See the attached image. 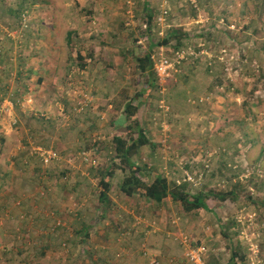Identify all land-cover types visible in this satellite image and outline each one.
I'll return each instance as SVG.
<instances>
[{"label":"rangeland","instance_id":"obj_1","mask_svg":"<svg viewBox=\"0 0 264 264\" xmlns=\"http://www.w3.org/2000/svg\"><path fill=\"white\" fill-rule=\"evenodd\" d=\"M105 1L0 0V167L12 171L11 192L0 189L8 206L0 211V227L3 244H14L8 252L0 249V264H100L105 258L109 264H192L186 259L190 246L205 249L204 264H228L234 250L244 255L234 264H264V0H196L197 6L150 0L156 14H167L146 30L141 0ZM172 29L190 35L176 46L163 43ZM73 31L87 44L69 46ZM147 31L148 39L138 44ZM149 45L151 51L168 48V58L173 48L194 53L162 91L153 70L135 68L136 48ZM122 47L128 58L118 65L102 59L111 60L112 49ZM23 60L33 71L18 78ZM78 60L92 68L77 70ZM192 63L198 64L191 78L185 73L191 74ZM205 64H211L214 85L206 81ZM185 77L192 85L206 81L203 101L194 103L199 91L185 87ZM141 90L147 100L137 103ZM129 98L155 143L137 157L150 179L158 174L169 186L209 194L204 208L185 211L170 197L159 204L128 197L119 189L120 170L110 179L108 198L98 199L97 173L111 156L110 145L101 147L123 131L125 123L116 117ZM38 147L56 158L42 162ZM185 171L192 181L174 182ZM236 188L234 199L212 195ZM24 227L20 238L14 235Z\"/></svg>","mask_w":264,"mask_h":264},{"label":"trees","instance_id":"obj_2","mask_svg":"<svg viewBox=\"0 0 264 264\" xmlns=\"http://www.w3.org/2000/svg\"><path fill=\"white\" fill-rule=\"evenodd\" d=\"M142 1V16L145 20L144 23L147 24V27H150V24L153 25V19L156 15V11L153 10L150 7V0H141ZM11 12H16L15 10H12L9 8ZM20 9L19 11H21ZM22 12V11H21ZM74 32V31H73ZM75 32L73 33V36H75ZM190 34L185 33L183 31H178L172 29L170 32H168L164 39L163 43H171L172 41H175V46L179 45L181 43L182 37H187ZM72 32H68L67 34V44L69 46H76L78 45V48L80 45H83V41H74L71 40ZM73 41V42H72ZM179 47V46H177ZM177 49V48H174ZM149 50H145V52L140 53L138 51V54L135 55V68L136 70L141 72H152V63L150 60V53ZM25 55H28L27 52H24ZM77 57L81 58L79 49L77 50ZM19 61H22L19 59ZM18 61V66H16V74L19 78L22 74H25L27 76L28 74L33 71V67L28 66L26 67L23 63ZM82 66V65H81ZM23 68V69H21ZM153 77V76H151ZM149 77V80H152V78ZM37 80L40 82L42 78L38 77ZM27 81V78L24 79V82ZM147 82V81H146ZM23 84V83H22ZM26 86V82L24 84ZM20 88L16 89L15 94H20ZM141 100L142 98H146V93H140ZM140 97V96H139ZM138 107L134 104V101H132V98H129L123 106V116L125 119V127L123 128V131L121 133H116L112 135L108 141L107 146L101 147L104 148L107 151L108 145L111 150H109L111 156L109 157V162L107 163L108 166L105 169H101L97 174V182L98 186L101 188L98 194V199L101 202H104L108 196L107 191L110 188V179L114 176L116 170H120L123 172V176L120 179L119 189L122 191L126 196L132 197V196H140L141 198L145 200H150L155 202L156 204L162 203L165 198L170 197L171 200L175 202H179L182 208L185 211H189L193 208H204L205 200L208 198L207 196L209 194L207 193H195L191 194L189 193L184 187L181 185L177 186H169V182L167 181V178L161 175H155L153 179H150L151 177V171L148 169L145 163L141 162L140 158L137 159L138 154L141 151V148L144 145H152V141L149 139L148 135L145 133L144 129L141 127L139 118H138ZM3 141V138L0 137V142ZM99 143V142H97ZM93 154L99 153L98 145L93 146ZM98 151V152H96ZM114 153V154H112ZM23 156V155H22ZM20 157L19 165L22 166L23 157ZM40 158V157H39ZM41 160V159H39ZM43 171L39 169L38 167H35L34 172L38 173ZM12 171L10 168H6L5 170H2L0 167V189L6 188L7 192H11L10 185L7 183L10 181L12 183ZM38 176V177H37ZM39 174H35V179H39ZM142 178H148L149 181H144ZM213 197L217 198L218 200H226V199H234L238 196L237 188L234 190H228V191H219L217 193H212ZM3 198V197H1ZM0 211H8V206L6 204L5 199H0ZM24 215V213H23ZM21 216L20 213L18 214V218L22 221V223H25L24 216ZM22 217V218H21ZM130 217V216H129ZM60 222V221H59ZM59 225V224H58ZM27 228H17L14 230V235L17 237H21L24 233H26ZM120 231V229H119ZM46 233V232H45ZM25 236V235H24ZM6 237L5 230L0 227V249H3V252L10 251L14 244H3V239ZM26 239V238H25ZM240 252L231 251L229 255V262L228 264H234L235 257L238 256L241 261L244 262V255L240 254ZM40 256L45 255V248H43L39 252ZM109 259L105 258L102 260L100 264H109ZM111 262V261H110ZM22 264H30L27 261H24Z\"/></svg>","mask_w":264,"mask_h":264},{"label":"built area","instance_id":"obj_3","mask_svg":"<svg viewBox=\"0 0 264 264\" xmlns=\"http://www.w3.org/2000/svg\"><path fill=\"white\" fill-rule=\"evenodd\" d=\"M167 14L166 10H161L160 13L156 14L154 17V21L156 23H162L165 19V15ZM232 26H230L231 28ZM147 24H143V29L146 30ZM162 33L161 31L159 32ZM145 39L140 38L138 40L139 43H142ZM168 48H165L163 46H158L156 50L150 53V60L152 63V70L154 72V75L156 79L158 80L159 84H165L166 81H168L176 72L179 71V67L181 66V63H183L184 60L187 59L188 55L194 54L193 51L188 47L185 50L183 49H171L170 57L168 58L166 55V52L168 51ZM245 61V60H244ZM225 70H228L227 67H225ZM204 98H199L197 100L198 102L203 101ZM160 108L164 107V104H162V101H160L159 104ZM37 153L40 154V159L42 162H49L56 158V153L51 150L43 149L41 147H38ZM84 156V154H83ZM86 160V157L84 158ZM92 164L94 161H92ZM191 182L192 177L188 172H184V174L175 179V182L177 184H180L181 182ZM186 259L192 263V264H204L205 259V249L202 246H190L186 251Z\"/></svg>","mask_w":264,"mask_h":264},{"label":"crops","instance_id":"obj_4","mask_svg":"<svg viewBox=\"0 0 264 264\" xmlns=\"http://www.w3.org/2000/svg\"><path fill=\"white\" fill-rule=\"evenodd\" d=\"M220 1V0H219ZM190 2L191 3H193V5L194 6H197L196 5V0H190ZM197 2L198 3H201L202 2V0H197ZM222 3H224V0H222ZM105 5L106 6H108L109 5V2L106 0L105 1ZM152 8V7H151ZM123 30V29H122ZM73 33L74 32H72V37H74V40L75 41H80V40H82L83 41V45H86L87 44V40L85 39V37H82L81 35H79L77 32V34L75 35V36H73ZM146 34V35H145ZM144 35H143V38L144 39H148V31L145 33ZM115 37V36H114ZM138 40V39H137ZM137 40H136V42H137ZM81 42V41H80ZM144 42V41H143ZM142 42V43H143ZM104 44H105V46H111L110 45V41L109 40H107V39H104ZM109 44V45H108ZM138 44H139V42H138ZM141 44V43H140ZM151 47H152V45H149L148 46V48L147 49H142V47H137L136 49H138L139 50V52L140 53H142V52H145V50H149L148 52L149 53H151V52H153V50L151 51L150 49H151ZM110 48V47H109ZM113 50V54H114V56H113V58L111 57V60H108L107 58H102L103 60H105V61H107V63H109L110 61H112V62H114V63H116L117 65L119 64V60H120V58L122 57V60L121 61H123V60H125V59H127L128 58V54H127V51H126V49L124 48V47H122L121 49H112ZM115 52H118V54L117 55H115L116 53ZM263 52H264V50H263ZM101 53H103V52H100L99 53V55L101 54ZM81 54V53H80ZM135 56V55H134ZM133 56V57H134ZM80 59V58H79ZM81 60H84V58H82ZM89 60V59H88ZM84 62V61H83ZM74 64L75 65H77L78 67H77V70H81L82 72H84V73H87V70L88 69H90V68H92V66H91V64H87L86 63V65H84V63L83 64H80V62H79V60L78 61H74ZM197 64L198 63H192L191 65H188L187 67H188V69L191 71V74H188V73H185L186 75H188V76H191V78H192V75H193V72L196 70V66H197ZM84 65V67H82V66ZM84 68H86V70L84 71L83 69ZM115 68V67H114ZM195 68V69H194ZM224 69V68H223ZM211 70H212V67H211V64H205V68H204V71H205V74H207V75H209L210 76V78L208 77V78H206L207 80V82H208V84L209 83H213V85H214V83H215V81H211V74H210V72H211ZM179 72H181V66L179 67V71L178 72H176L175 74H178ZM174 74V75H175ZM206 75V76H207ZM38 77H40V78H42V75H40V74H38L37 75V78ZM154 77V76H153ZM156 78V77H155ZM189 77H185V87L186 86H193V87H191L192 89H198V91H199V96H197V98H195V99H193V101H194V103H195V101L196 100H199V98H202V96L204 95V94H206L205 93V91H204V93L203 94H201L202 92H203V90H205V88H204V86H205V83H206V81H202V83H200V82H196V83H194L193 85L191 84V82H189V79H188ZM194 78V77H193ZM216 79V78H215ZM223 79V78H222ZM221 79V80H222ZM157 80V79H156ZM170 80V79H169ZM211 81V82H210ZM223 81H224V79H223ZM167 82L168 81H166V83L165 84H162V85H160L159 83V87H160V89H161V91L162 90H164V85H166L167 84ZM216 82H219L220 83V79L219 78H217L216 79ZM147 83L148 84H144L143 85V87L145 86L146 88H147V90L149 89V87H148V85H152L151 83H152V80H149V82L147 81ZM200 83V84H199ZM225 83V82H224ZM147 90H141V92L142 91H144L143 93H145V91H147ZM202 91V92H201ZM147 93V92H146ZM209 93V92H208ZM201 94V95H200ZM187 95V94H186ZM141 95H140V99L139 100H137V103H140L141 102ZM186 97V96H185ZM147 98V97H146ZM146 98H144L143 100H145ZM147 100V99H146ZM198 101H196V103H197ZM199 103V102H198ZM143 104H145V103H143ZM109 107H110V105H109ZM158 107H159V105H158ZM81 107L80 108H77V112H81ZM122 110H123V107H122ZM138 118H139V121H140V124H141V127L144 129V126H143V123H142V121H141V117H140V115L138 114ZM116 121L117 122H119V124L121 125L122 124V122L123 123H125V119H124V116H123V113L121 114V112L119 111V113H118V117H116ZM144 131H145V133L147 134V131H146V129H144ZM149 139H151V141H152V145H150V146H155V143H153V139L150 137ZM144 147V146H143ZM168 180V179H167ZM225 236H228V235H226V233H225Z\"/></svg>","mask_w":264,"mask_h":264},{"label":"clouds","instance_id":"obj_5","mask_svg":"<svg viewBox=\"0 0 264 264\" xmlns=\"http://www.w3.org/2000/svg\"><path fill=\"white\" fill-rule=\"evenodd\" d=\"M174 182H175V179H174Z\"/></svg>","mask_w":264,"mask_h":264}]
</instances>
